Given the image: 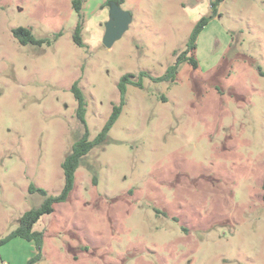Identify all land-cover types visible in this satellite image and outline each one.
I'll return each instance as SVG.
<instances>
[{
    "label": "rangeland",
    "instance_id": "obj_1",
    "mask_svg": "<svg viewBox=\"0 0 264 264\" xmlns=\"http://www.w3.org/2000/svg\"><path fill=\"white\" fill-rule=\"evenodd\" d=\"M131 16L102 44L109 2ZM214 0H85L79 47L71 0H0V240L57 196L61 162L94 140L120 104L119 78L164 74ZM26 27L47 46L20 45ZM60 34L59 36H57ZM174 81L128 85L104 143L75 171L67 200L34 224V242L0 244V264H264V0H223ZM135 77V81L137 80Z\"/></svg>",
    "mask_w": 264,
    "mask_h": 264
},
{
    "label": "trees",
    "instance_id": "obj_2",
    "mask_svg": "<svg viewBox=\"0 0 264 264\" xmlns=\"http://www.w3.org/2000/svg\"><path fill=\"white\" fill-rule=\"evenodd\" d=\"M85 0H71V7L73 11L78 15V21L75 25V29L73 32L72 40L75 45L82 47L83 42L81 39V32L83 28V23L81 20V10ZM223 0H214L210 4L211 15L208 17H202L193 27L188 41L186 43V48L183 52L177 55L176 63L169 66L163 75L159 77H153L149 75L145 71H140L137 77L134 74L127 73L122 75L119 78L117 83V90L120 95V104L118 106H114L112 109V113L109 116L107 122L103 126L102 130L98 133L94 140H89V132L85 121L86 114V101L84 95L82 93L81 88L78 86V81H75L71 87L70 92L75 100L76 108H75V117L78 122L82 125L83 133L81 136L72 144L69 153L63 158L60 166L63 172V187L61 192L57 196H50L44 189L36 188L33 185H30L28 188L29 193H38L41 197H43V202L35 208H32L26 212H24L18 222L17 228L12 231L6 238L0 240V244H4L13 238H20L26 240L28 242H34L36 247L40 248L42 241V233L33 231L34 224L40 219L41 216L45 214H50L53 212V205L56 203L65 202L73 190L74 186V178L75 171L81 164L82 158L90 152V150L102 143H104L107 139V133L109 132L112 125L117 120L122 106L124 105L125 94L128 85H133L136 87L142 86V81L144 78H148L153 82H164V81H174L175 76L178 71V67L183 62H188L193 68L197 67V61L193 57L192 54L196 47V40L202 29L208 23L211 18L216 17L217 15V7ZM123 2V0H121ZM11 34L17 42L22 45H36L41 46L46 44L49 46L51 44V40L47 38H35L32 34L31 30L26 27H16L11 30ZM58 34L57 36H59ZM258 73L260 76L264 77V72L258 69ZM136 77V81H135ZM262 200L264 202V180L262 183ZM41 258L40 254L36 255L32 259L28 261L27 264H32L35 261H38Z\"/></svg>",
    "mask_w": 264,
    "mask_h": 264
},
{
    "label": "water",
    "instance_id": "obj_3",
    "mask_svg": "<svg viewBox=\"0 0 264 264\" xmlns=\"http://www.w3.org/2000/svg\"><path fill=\"white\" fill-rule=\"evenodd\" d=\"M130 23V14L122 10L116 2H109L108 20L105 23L102 44L106 48H111L128 30Z\"/></svg>",
    "mask_w": 264,
    "mask_h": 264
}]
</instances>
